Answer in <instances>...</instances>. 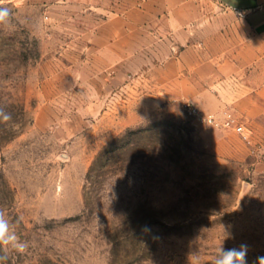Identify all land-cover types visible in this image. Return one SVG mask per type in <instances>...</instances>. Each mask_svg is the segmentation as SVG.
<instances>
[{
	"label": "rangeland",
	"instance_id": "obj_1",
	"mask_svg": "<svg viewBox=\"0 0 264 264\" xmlns=\"http://www.w3.org/2000/svg\"><path fill=\"white\" fill-rule=\"evenodd\" d=\"M4 3L0 210L27 248L0 264H214L241 244L248 264L264 256V114L237 105L227 69L166 61L191 41L218 48L226 9L192 0L176 32L146 24L131 44L82 0ZM174 77L225 104L168 96Z\"/></svg>",
	"mask_w": 264,
	"mask_h": 264
},
{
	"label": "crops",
	"instance_id": "obj_2",
	"mask_svg": "<svg viewBox=\"0 0 264 264\" xmlns=\"http://www.w3.org/2000/svg\"><path fill=\"white\" fill-rule=\"evenodd\" d=\"M45 1L51 3L63 0ZM191 1L82 0V3L86 8L90 6L108 15L101 22L104 30L102 34H105L110 40H115L118 35L123 34L126 42L130 41L132 44L134 30L141 29L143 31L146 24H148L149 31L152 27L156 29V24L160 22L162 23L160 27H166V30H169L170 25L174 27V20ZM215 1L226 9L230 17L222 25V29H219L221 41L218 48L211 47L210 53L208 45H200L196 41H191L187 48L177 54L173 53L172 57L166 61H193L189 66L190 71L196 68L197 61H205L206 64L219 66L220 70L227 69L226 73L235 75L237 82L240 83L235 92L238 96L237 105H247L249 107L247 112L253 115L264 114V0ZM171 31L176 32L172 29L168 32ZM193 32L192 29H189L190 39L191 34H195ZM128 46L131 47V45ZM216 49L219 51L215 52ZM192 81V83L191 80L189 81L190 85L186 88L184 81L174 77L171 80V95H168L169 93L167 95L177 99L184 96L189 97L199 107H204L206 104L203 100L208 99L210 108L208 107L207 110L209 111H215L220 104L224 103L219 93L213 89H205L202 96L196 80ZM232 98H236L235 95ZM208 116L226 118L223 113L217 114L216 112Z\"/></svg>",
	"mask_w": 264,
	"mask_h": 264
},
{
	"label": "clouds",
	"instance_id": "obj_3",
	"mask_svg": "<svg viewBox=\"0 0 264 264\" xmlns=\"http://www.w3.org/2000/svg\"><path fill=\"white\" fill-rule=\"evenodd\" d=\"M11 16V9L7 7L4 0H0V24H7ZM0 118L4 121L11 119V115L6 113L2 108H0ZM0 261L7 260V253L9 250H15L17 252L23 253L27 244L19 240L16 233L12 230L9 219L6 217V213L0 210ZM249 251V246L247 244H241L239 248H231L224 250L219 249L218 256L214 261V264H248L247 255ZM253 264H264V256H257Z\"/></svg>",
	"mask_w": 264,
	"mask_h": 264
},
{
	"label": "built area",
	"instance_id": "obj_4",
	"mask_svg": "<svg viewBox=\"0 0 264 264\" xmlns=\"http://www.w3.org/2000/svg\"><path fill=\"white\" fill-rule=\"evenodd\" d=\"M187 108H188V110H189V112H190L191 114L202 117V116H201V113H200V111H199V109H198L195 105H193L192 103L188 102V103H187ZM208 120H209L210 122H214V119H213L212 117H210ZM232 121H233V120H228V121L226 122V124L229 125ZM235 129H236L238 132H240V133H244V126H243V125H238V126L235 127Z\"/></svg>",
	"mask_w": 264,
	"mask_h": 264
}]
</instances>
